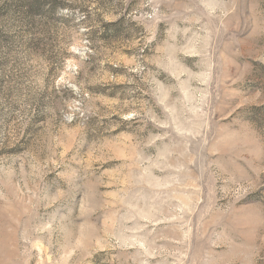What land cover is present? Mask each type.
<instances>
[{"label": "rangeland", "instance_id": "1", "mask_svg": "<svg viewBox=\"0 0 264 264\" xmlns=\"http://www.w3.org/2000/svg\"><path fill=\"white\" fill-rule=\"evenodd\" d=\"M0 0V264H264V0Z\"/></svg>", "mask_w": 264, "mask_h": 264}, {"label": "trees", "instance_id": "2", "mask_svg": "<svg viewBox=\"0 0 264 264\" xmlns=\"http://www.w3.org/2000/svg\"><path fill=\"white\" fill-rule=\"evenodd\" d=\"M27 0H20V4H23L24 2H26ZM48 2H52L51 5H53L55 2L54 0H29L28 1V7L34 11V10H39L42 8V6H44V4L48 3Z\"/></svg>", "mask_w": 264, "mask_h": 264}]
</instances>
